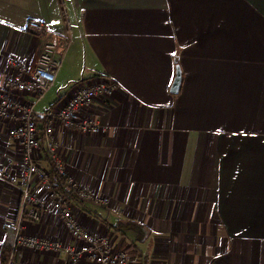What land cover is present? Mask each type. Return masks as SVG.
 <instances>
[{"label": "crops", "instance_id": "1", "mask_svg": "<svg viewBox=\"0 0 264 264\" xmlns=\"http://www.w3.org/2000/svg\"><path fill=\"white\" fill-rule=\"evenodd\" d=\"M31 20L72 36L37 112L61 109L102 78L116 86L82 112L99 131L53 125L68 173L91 196L67 194L81 226L110 237L130 264H264V0H0V87L13 74L9 57L40 55L44 39L28 32ZM14 124L0 120V263L24 181ZM36 158L51 172L42 150ZM33 188L43 207L23 236L76 245L49 193ZM15 259L68 256L20 245Z\"/></svg>", "mask_w": 264, "mask_h": 264}, {"label": "built area", "instance_id": "2", "mask_svg": "<svg viewBox=\"0 0 264 264\" xmlns=\"http://www.w3.org/2000/svg\"><path fill=\"white\" fill-rule=\"evenodd\" d=\"M27 29L34 36L44 39L40 55L35 63L9 57L8 62L13 74L4 86L0 87V120L15 123L9 130V136L22 145L24 167L20 210L15 224L10 228L9 256L0 264H34L16 261V252L20 245L54 252L65 251L68 259L64 264H80L81 261L90 264H130L124 252L113 249L110 237L92 234L81 226L74 216L70 198L57 188L50 172L43 168L36 158V153L42 150L68 193L81 202L90 200L91 196L68 173L58 154L53 125L54 122H59L67 129L91 133L99 131L101 126L91 118L85 117L82 112L89 108L98 96L110 94L116 86L102 78L93 85L82 86L61 109L37 112L35 106L52 89L72 43V36L51 31L44 23L36 20L29 21ZM14 95H31L35 100L26 105ZM39 121L42 123L41 129ZM35 182L39 183L42 191L49 193L54 212L60 216L66 229L77 242L76 245L63 246L59 242L23 236L24 224L38 222L40 209L43 207L39 190L33 188Z\"/></svg>", "mask_w": 264, "mask_h": 264}, {"label": "trees", "instance_id": "3", "mask_svg": "<svg viewBox=\"0 0 264 264\" xmlns=\"http://www.w3.org/2000/svg\"><path fill=\"white\" fill-rule=\"evenodd\" d=\"M50 175H51L53 183L57 186V188L63 194L67 195L68 191L65 189V186H64L63 182L58 178V176L55 174L53 169L51 170ZM124 228L134 230L135 232H137L139 234H141L143 232V228L140 225L136 224V223H126V225H124ZM7 259H5L3 262H5Z\"/></svg>", "mask_w": 264, "mask_h": 264}, {"label": "water", "instance_id": "4", "mask_svg": "<svg viewBox=\"0 0 264 264\" xmlns=\"http://www.w3.org/2000/svg\"><path fill=\"white\" fill-rule=\"evenodd\" d=\"M181 81H182V74H181V69L179 66L176 67V76L173 81V84L171 86L170 92L172 94H177L180 90L181 86Z\"/></svg>", "mask_w": 264, "mask_h": 264}, {"label": "rangeland", "instance_id": "5", "mask_svg": "<svg viewBox=\"0 0 264 264\" xmlns=\"http://www.w3.org/2000/svg\"><path fill=\"white\" fill-rule=\"evenodd\" d=\"M61 7H62V5H61ZM62 23H64L67 27H68V20L67 19H64V16H63V14H62ZM66 27V28H67ZM67 30L65 29L64 31H62V32H66ZM78 63H84V60L83 59H79V61H78ZM46 102V101H45ZM39 110H40V107L38 108Z\"/></svg>", "mask_w": 264, "mask_h": 264}]
</instances>
